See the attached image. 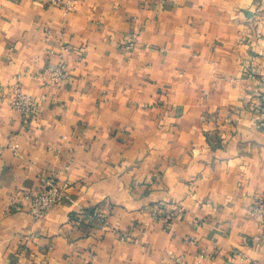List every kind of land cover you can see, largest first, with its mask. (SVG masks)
I'll return each instance as SVG.
<instances>
[{"label": "crops", "instance_id": "crops-1", "mask_svg": "<svg viewBox=\"0 0 264 264\" xmlns=\"http://www.w3.org/2000/svg\"><path fill=\"white\" fill-rule=\"evenodd\" d=\"M256 206L264 0H0V264H264Z\"/></svg>", "mask_w": 264, "mask_h": 264}, {"label": "built area", "instance_id": "built-area-1", "mask_svg": "<svg viewBox=\"0 0 264 264\" xmlns=\"http://www.w3.org/2000/svg\"><path fill=\"white\" fill-rule=\"evenodd\" d=\"M44 6L59 7L63 14L75 12L79 8L80 0H41ZM51 78L58 82L66 77L65 63L61 59L55 64H51L46 69ZM10 106L27 118L34 115L37 110V98L21 91L18 85L13 87ZM66 182L56 183L52 178L41 179L39 190L35 194L25 193V199L29 204V212L34 218L45 216L60 201L67 198ZM260 208L256 206L254 212L259 217L260 226L264 228V216L261 215ZM157 217V210H153V218ZM166 220V219H165Z\"/></svg>", "mask_w": 264, "mask_h": 264}]
</instances>
